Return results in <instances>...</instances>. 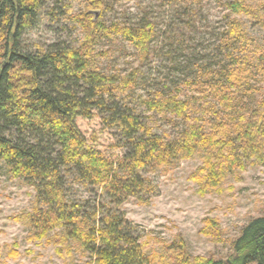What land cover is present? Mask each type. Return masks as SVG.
<instances>
[{
  "label": "trees",
  "instance_id": "16d2710c",
  "mask_svg": "<svg viewBox=\"0 0 264 264\" xmlns=\"http://www.w3.org/2000/svg\"><path fill=\"white\" fill-rule=\"evenodd\" d=\"M112 1L56 0L55 17L65 5L63 17L80 29L81 41L31 49L24 36L37 25L43 0H0V161L11 178L36 190L27 213L30 236L56 244L64 264H74L77 249L91 264H264V216L242 228L230 258L192 260L175 242L148 247L120 211L131 198L156 195L151 176L184 160L200 161L190 179L203 193L220 190L248 167L264 166V41L241 19L264 31V0H215L228 13L213 57L195 50L179 60L171 45L168 73L139 99L142 111L129 101L147 89V75L138 67L110 74L101 63L109 52L99 47L124 42L144 66L157 24L109 22ZM172 1L185 14L194 13L189 4L202 2ZM77 2L84 9L74 13ZM109 128L123 143L103 140ZM68 174L76 184L97 188L107 202L71 200ZM216 230L204 233L216 237Z\"/></svg>",
  "mask_w": 264,
  "mask_h": 264
},
{
  "label": "rangeland",
  "instance_id": "374dc122",
  "mask_svg": "<svg viewBox=\"0 0 264 264\" xmlns=\"http://www.w3.org/2000/svg\"><path fill=\"white\" fill-rule=\"evenodd\" d=\"M55 1L43 0L44 8L37 25L24 36V42L31 49L38 46L47 48L55 42L76 46L81 41L80 29L63 17L67 10L65 5H60L55 17L56 13L52 11ZM171 1L113 0L112 9L107 13L109 22L122 20L134 23L150 19L157 24L154 52L144 66L139 64L132 47L124 42H103L99 47L100 51L109 52L101 63L110 74L119 71L126 75L138 67L147 75V89L139 88L129 101L139 111L143 110L139 99L145 98L148 90H152L151 84L163 80L168 73L165 67L168 53L173 50L171 45L179 54V60L195 50L212 58L216 33L222 28L224 16L228 13L222 2L215 0H202L192 7L189 4L194 11L189 14L183 13L185 7L180 9ZM82 9V4H73L74 13ZM241 19L248 23L250 34L263 42L264 31L245 17ZM102 138L110 144L123 143L120 132L114 128L106 129ZM199 164L198 159L184 160L168 173L151 176L158 193L146 201L131 198L120 207V211L130 221L134 232L143 236L142 241L148 247L156 248L157 241L175 242L184 247L192 260L198 257L226 260L234 253L233 242L240 236L242 228L252 218L264 216V166L248 167L229 177L220 190L203 193L190 179ZM67 179V194L71 200L107 202L97 188L76 184L70 174ZM35 196V188L22 178H11L8 165L0 161V264H64L56 244L34 240L30 236L27 213ZM207 219H212L215 224ZM215 228L216 237L204 233ZM73 252L74 264H91L87 252L80 249Z\"/></svg>",
  "mask_w": 264,
  "mask_h": 264
}]
</instances>
